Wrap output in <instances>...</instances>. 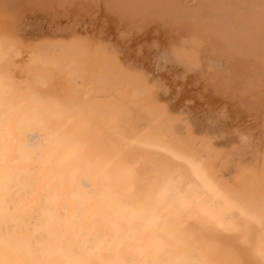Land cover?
I'll use <instances>...</instances> for the list:
<instances>
[{
	"label": "rangeland",
	"instance_id": "374dc122",
	"mask_svg": "<svg viewBox=\"0 0 264 264\" xmlns=\"http://www.w3.org/2000/svg\"><path fill=\"white\" fill-rule=\"evenodd\" d=\"M247 1L0 0V106H9L7 92L17 85L34 87L38 95L45 91L42 97L48 100L60 87L62 93L80 95L76 85L82 84L88 91L80 95L82 103L64 100L88 118L87 132L92 128L103 136L100 145L104 150H116V165L131 168L124 175L129 181L122 191L134 204L125 206L134 211L126 215L128 225L148 223L158 228L159 237L145 240L163 242L176 236L207 249L210 243L201 236L207 225L197 216L177 227L168 225V196L159 202L156 195L170 179L185 178V188L206 192L204 162H218L217 169L236 163L237 170L243 166L235 173L242 181L230 184L234 197L221 196L220 203L233 205L230 211L241 212L242 218L264 216V46L255 47L254 52L246 46L250 43L246 18L250 27L256 26L250 21V9L246 10L253 4L247 6ZM245 10V15L238 16ZM30 59L54 72H37V76L35 68L24 67ZM7 70L20 77L12 81ZM117 86L124 89L110 95L100 91ZM29 93L15 99L32 103L39 97ZM186 138L192 144H186ZM157 153L169 159L152 160ZM254 183L261 192L255 191ZM211 226L229 234L233 231L231 223L214 221ZM218 252L229 264H238L245 256L242 249L235 251L231 245L220 246ZM248 260L246 264H264V259Z\"/></svg>",
	"mask_w": 264,
	"mask_h": 264
},
{
	"label": "bare ground",
	"instance_id": "6f19581e",
	"mask_svg": "<svg viewBox=\"0 0 264 264\" xmlns=\"http://www.w3.org/2000/svg\"><path fill=\"white\" fill-rule=\"evenodd\" d=\"M247 3V6L253 4L245 9H250L248 12L250 21L254 20L256 26L250 27L249 18H246L250 36L248 39L250 43L246 46L250 48L248 50L253 48L254 52L255 47L264 46V40H261L264 39V0H248ZM246 10L244 14L236 15L243 16L247 13ZM244 20L242 22L246 21ZM250 33L255 34L251 36ZM247 36H245L246 40L249 37ZM257 36L261 41L259 38L258 41L256 40ZM34 61L33 59L27 62L24 67L35 68L33 72L37 76H40L38 73L52 71L41 66L39 60H36L39 65L34 67L36 65ZM20 66L17 67L18 70H21ZM9 72L7 70L5 73L12 78V81L20 77ZM35 78L33 81L36 80ZM23 82L25 83L24 79ZM61 82L63 84L62 80ZM61 82H59L60 86ZM74 82L78 84L80 81L75 79ZM76 86H79L78 89L82 92L81 94L79 91L80 95L86 96L88 91L82 84ZM118 87L99 90L104 91V95H110L112 91L119 93L124 89L122 87L118 90ZM30 88L17 85L10 89L7 92L9 106L5 104L0 106V264H229L228 260L218 252V248L222 245H231L235 251L242 249L245 256L238 264H246L248 258H251V261L264 259V216L251 215L242 218L241 212L230 211L229 207L232 208L233 205L223 207L220 203L221 199H218L221 196L234 197L232 184L242 181L240 174L235 173L242 170L243 166L237 170L239 166H234L236 163L233 161L234 165L230 163L217 169L218 162H216L215 169L212 163L204 162L203 173L206 181L204 186L209 189L206 192L197 191L193 186L185 188L184 185L188 182L186 178L177 182L175 179H170L168 186L157 192L159 202L164 196H168L165 200V209L169 215L168 225L177 227L182 225L186 218L192 216H197L203 226L207 225V230L201 233L208 244L210 243L207 249H198L197 242L184 241L175 238L176 236L163 242L145 240L160 235L157 232L158 228L153 225L148 226V223L139 226L128 225L130 220L126 215L129 216L134 211L131 208L125 209V206L134 207V204L132 197L125 196L122 191L129 181L124 175L130 172L131 168L116 165L114 162L116 150H104L100 145L103 136L98 132L95 133L92 128L87 132L85 127L89 125L88 118L81 115L77 107L70 106L67 100H64L73 99L82 103L83 96L62 93L60 87L54 92V97L45 100L42 97L47 95L45 91L38 95L34 87L31 88L34 91L29 90ZM29 91L41 98H36ZM28 93L35 97L32 103L15 99L17 96L22 98ZM94 141L96 146L93 145ZM185 142L192 144L187 138ZM151 159L166 161L169 158L157 153ZM238 163L242 162L237 161ZM245 170L243 173L246 174L248 171ZM239 184L238 186L242 185ZM256 186L255 191L258 190ZM259 188L258 192H261L262 189ZM224 208H226L225 214ZM153 215L154 213L147 215L145 220ZM214 221H221L222 224L231 223L233 231L229 234L211 226ZM246 223L247 225L243 226ZM231 237L235 238V241H232ZM162 245L165 248H162Z\"/></svg>",
	"mask_w": 264,
	"mask_h": 264
}]
</instances>
